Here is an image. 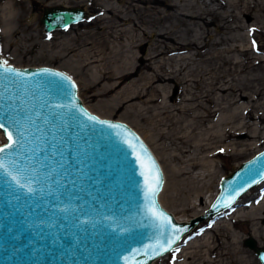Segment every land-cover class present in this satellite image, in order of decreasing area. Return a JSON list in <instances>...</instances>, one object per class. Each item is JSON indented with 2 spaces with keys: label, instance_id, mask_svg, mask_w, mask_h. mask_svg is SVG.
<instances>
[{
  "label": "rangeland",
  "instance_id": "1",
  "mask_svg": "<svg viewBox=\"0 0 264 264\" xmlns=\"http://www.w3.org/2000/svg\"><path fill=\"white\" fill-rule=\"evenodd\" d=\"M0 2L2 4L4 0ZM120 2L24 0L27 7L24 10L21 7L19 21L16 19L12 23L14 33L3 34L0 31V57L16 66L48 65L66 72L76 82L78 95L90 111L129 124L151 148L164 171L159 202L174 216L188 220L205 207L207 195L218 192L222 176L264 148V12H260V7L255 5L252 10L255 17L248 14L247 17H236L235 13L241 7L233 6L232 0H141L129 2L131 6L121 5ZM248 2H258L264 7V0ZM55 5L84 6L86 13L81 21L66 28L45 31L40 20L43 8ZM111 5L123 9L121 15L136 23L133 28L137 37H144L141 30L144 26L146 30L163 32L164 37H158L163 53L152 59L147 58V52L151 49L149 43L157 42L154 35H145V39L135 41L134 49L126 46V37L118 40L111 37L109 31L114 26L112 21L116 14L112 9H107ZM209 9H213L215 14L209 13ZM200 12L203 19L192 20L185 16L186 13ZM28 18H31L30 22ZM123 20L119 21L122 26L131 28L132 21L127 25ZM238 23H242L241 26ZM257 24L262 28L250 29V25ZM248 34L251 35L249 39H255V45L248 41ZM221 38L228 43L242 41L247 49L232 50L231 53L226 51L223 56H218L219 51H224L228 46L214 43ZM204 41L209 45H202ZM200 48L202 57L197 58L195 54ZM143 58L144 61L140 62ZM145 64L150 67L145 68ZM116 72L128 74L116 88L111 89ZM158 75L162 80L153 84L158 91H155L156 100L143 101L148 98L147 95L127 102L120 100V91H129L132 83H136L135 87L138 88L135 90H138L150 81V77ZM163 76L171 77L167 80ZM201 76L204 79H200ZM185 78L190 79L184 81ZM212 83L224 88L211 90L207 85ZM203 91L210 93L209 100L197 95ZM227 114H232V117H226ZM220 116L222 120H219ZM233 120H239V124L244 122L249 127L238 129V133L227 140L243 142L238 146H246L243 152L234 154L228 151L225 140L214 142L203 154L207 155L215 145H220L224 150L213 156L216 169L212 173L209 174L207 161L206 166L199 165L193 169L192 176L175 171L185 164L178 158L179 148L183 144L180 138L186 135L187 139L188 136L185 144V147L190 144L188 148L199 140L213 142L211 134L217 130L224 131L223 128L230 129L232 124H236ZM4 140L0 130V144ZM196 151L197 148H192L187 154L192 157ZM187 154L183 160L188 159ZM206 184L211 185L212 190H208L200 200L195 196V189ZM170 193L174 195V200L168 198ZM263 198L264 180L247 190L232 207L196 224L171 251L155 259L152 264H261L254 250L243 240L258 231L253 237L259 246H264V215H261L264 207H260ZM236 210H243L244 214L233 215Z\"/></svg>",
  "mask_w": 264,
  "mask_h": 264
},
{
  "label": "water",
  "instance_id": "2",
  "mask_svg": "<svg viewBox=\"0 0 264 264\" xmlns=\"http://www.w3.org/2000/svg\"><path fill=\"white\" fill-rule=\"evenodd\" d=\"M85 13L84 6H47L40 20L45 31H52L81 21ZM8 64L20 70L24 79L0 82V122L8 126L12 117L20 121L24 139L11 159L38 182L32 184L36 191L29 193L27 186L20 188L0 173V264H151L196 224L232 207L264 180L263 149L220 178L217 196L200 214L177 220L159 202L164 180L159 161L129 124L90 111L74 79L58 68ZM45 69L70 76L75 88L66 92L58 87L62 82L45 74ZM52 104L67 107L54 109ZM1 131L3 146L8 140ZM9 131L17 139L15 129ZM143 152L159 172L157 208L182 229L160 254H145L147 246L155 243L156 230L143 220L144 182L136 161ZM222 193L234 196L228 207L220 206ZM243 242L264 264V246L251 236Z\"/></svg>",
  "mask_w": 264,
  "mask_h": 264
},
{
  "label": "bare ground",
  "instance_id": "3",
  "mask_svg": "<svg viewBox=\"0 0 264 264\" xmlns=\"http://www.w3.org/2000/svg\"><path fill=\"white\" fill-rule=\"evenodd\" d=\"M116 1V0H115ZM131 1H141V0H121V2H122V4L121 5H125V4H129V2H131ZM249 1V0H248ZM247 0H232V4H233V6H236V7H241L240 9H238L239 11H238V13L236 14L235 13V15H236V17L238 16L239 17V15L241 16V15H244L245 17H247L246 16V14H248V16L250 15V16H252V17H255V15L254 14H252L253 12H252V10H253V7L255 8L256 6L255 5H257V6H259L260 7V9H258L260 12H264V7L263 6H261L258 2H251V3H249ZM27 2V1H26ZM120 2V3H121ZM169 2H170V0H169ZM231 2V1H230ZM132 3V2H131ZM138 3V2H137ZM164 3V2H163ZM172 3V2H171ZM224 3V2H223ZM0 4H1V2H0ZM109 4V3H108ZM113 4V3H112ZM148 4H150V2L148 3ZM130 5V4H129ZM23 6V10H24V7L26 6L25 5V3H24V0H4V2H2V4L0 5V22L2 23V26H1V24H0V31L3 33V34H7V33H14V29H15V27H13V24L12 23H14V21L17 19V21H19V17H20V11H21V7ZM128 6V5H127ZM131 6V5H130ZM129 6V7H130ZM147 6V5H146ZM27 7V6H26ZM25 7V8H26ZM85 8V7H84ZM125 8V7H124ZM135 8H136V6H135ZM225 8V7H224ZM19 9V10H18ZM86 9V8H85ZM108 10H111L112 9V12H115L116 14H115V17H114V20L112 21V23H114V26H113V28H112V30L110 29V31H109V34L111 35V37L112 36H114V37H117V40L120 38H124V37H126V38H124V39H127V42H126V46L128 47V48H133L134 49V47H135V41H137L138 39H145V37L148 35H154V36H156L157 37V42L155 41H152L151 43H149L150 44V47H151V49H149L148 50V59H152V58H154V57H156V56H158V55H160L161 53H163V48H161V40L160 39H158V37H164V35H163V32H155V31H151V30H146V26H144V27H142L141 28V30H142V34L144 35V37L142 38V37H137L136 36V34L134 33V28H133V25L134 24H136L131 18H126L125 19V17H123L122 15H121V12H122V10L123 9H121V8H118V7H116L115 5H111V6H109L108 8H107ZM222 9V8H221ZM132 10V9H131ZM210 11H208L209 13H214L215 14V12L213 11V9H209ZM227 10V9H226ZM134 11V10H133ZM136 12V11H135ZM138 12V11H137ZM221 13V12H220ZM227 13H231V12H227ZM233 13V12H232ZM206 14V13H205ZM213 14V15H214ZM204 15V14H203ZM208 15V14H207ZM187 18H191L192 20L195 18H200V19H203V17H202V12H200V13H194V14H187L186 13V15H185ZM28 17V16H27ZM128 17V16H127ZM264 17V16H263ZM32 18V17H31ZM31 18L29 19H27L29 22H30V20H31ZM209 18V17H208ZM97 19V18H96ZM124 19V20H123ZM120 20H123V23H126L127 25H128V22L129 21H132V22H130V23H132V25H131V28H129V27H123L122 26V23H120L119 21ZM141 20V19H140ZM226 20V19H225ZM143 21V20H142ZM210 21H212V20H210ZM209 21V22H210ZM205 22H207V21H205ZM28 23V22H27ZM141 23V22H140ZM144 23H142L141 25H143ZM203 24V23H202ZM218 24V23H217ZM242 24V23H241ZM241 24H237L238 26H241ZM253 24V23H252ZM20 25V24H19ZM109 25V24H108ZM145 25V24H144ZM147 25V24H146ZM258 25V24H257ZM223 26H224V24H223ZM139 27V26H138ZM260 25H258V26H254V25H250V29H260ZM103 28V27H102ZM110 28V27H109ZM149 28V27H148ZM210 28V27H209ZM235 28V27H234ZM262 28V27H261ZM228 29V28H227ZM263 29H264V27H263ZM102 30V29H101ZM109 30V29H108ZM107 30V31H108ZM140 30V29H139ZM235 31V30H234ZM239 31V30H238ZM264 31V30H263ZM113 33V34H112ZM108 34V35H109ZM146 35V36H145ZM103 36V35H102ZM249 36H251V35H246V37L248 38ZM101 38V37H100ZM109 38H110V36H109ZM150 38V37H149ZM258 38V37H257ZM104 39V38H103ZM111 39V38H110ZM212 39V38H211ZM85 40V39H84ZM231 40V39H230ZM233 41H235L236 39H232ZM231 40V41H232ZM257 40V39H256ZM105 41V40H104ZM123 41V40H122ZM126 41V40H125ZM237 41L238 40H236V42H232V43H228L227 41H225V39H223V38H221L220 40H218L217 42L215 41L214 43L215 44H218V43H222V44H227L228 46H227V48L223 51H219V55L218 56H223L222 54H223V52H230V51H232V50H238V51H240V50H246L247 48H245V47H243L244 45V43L241 41V42H238L237 43ZM248 41H250V42H253V41H255V39L254 38H248ZM11 42V41H10ZM16 42V41H15ZM108 42V41H107ZM207 42V41H206ZM205 41H204V43H202V45H207L208 43H206ZM19 43V42H18ZM90 44V43H89ZM98 44V43H97ZM215 44H213L214 46H215ZM9 45V44H8ZM15 45V44H14ZM108 45V44H107ZM209 45V44H208ZM97 46V45H96ZM241 46V47H240ZM12 47V46H11ZM14 47V46H13ZM107 47V46H106ZM103 48H105V47H103ZM251 48V47H250ZM249 48V49H250ZM106 49V48H105ZM254 49V48H253ZM100 50V49H99ZM202 49L200 48L197 52H196V54H195V56L197 57V58H201L202 57V53L200 52ZM248 51V50H247ZM226 52V53H227ZM235 52V51H234ZM233 52V53H234ZM98 53V52H97ZM231 53V52H230ZM235 54V53H234ZM139 59V58H138ZM159 59V58H158ZM142 61H144V58L143 59H140V62H142ZM151 61H153V60H151ZM147 63V62H146ZM146 65V64H145ZM150 67L149 65H146L145 66V68H148V67ZM131 70V69H130ZM129 70V71H130ZM117 71V70H116ZM114 72V71H113ZM181 72V71H180ZM118 72H116V73H114V78H116L115 80H114V83L111 85V89H113V88H116L120 83H121V80H122V78L123 77H126L127 76V74L128 73H126L125 75L124 74H117ZM110 74V73H109ZM171 74V73H170ZM176 74V73H175ZM170 77L171 76H169V77H166V76H163V79H167V80H169L170 79ZM145 79V78H144ZM188 79H190V78H188ZM187 78H185L184 79V81H187L188 80ZM200 79H204V77L203 76H201L200 77ZM160 80H162V78L158 75V76H152V77H150V81L149 82H146L145 83V85H143L142 87H139V89L138 90H135L136 88H138V86H136L135 87V85H136V83H132V85H131V87H130V90L129 91H120V95H121V99L120 100H122L123 102H127V101H130V100H133V99H136V98H140V97H144L145 95H147V97L148 98H144L143 99V101H145V102H149L150 100H156V98H157V93H155V91H157V89L156 88H154V86H153V84H154V82L155 81H160ZM199 80V79H198ZM111 81H112V79H111ZM172 81V80H171ZM175 81V80H174ZM179 81V80H178ZM183 81V80H182ZM181 81V82H182ZM175 82H177V80L175 81ZM190 82H191V80H190ZM112 83V82H111ZM178 84V83H177ZM208 87H209V89H211V88H213V89H215L216 87H217V89L218 90H222L224 87H222V86H215V84L214 83H212L211 85H207ZM215 86V87H214ZM121 88V87H120ZM142 88H143V90H142ZM152 90V91H150V90ZM208 89V90H209ZM213 89H211V90H213ZM191 90V89H190ZM150 92H154V94H150ZM158 92V91H157ZM190 94H191V92H190ZM208 94H210L208 91H207V93H205V91H203V92H201V93H198L197 95L198 96H200V97H206V99L207 100H209V95ZM149 95V96H148ZM159 95V94H158ZM187 96H188V94H187ZM191 96V95H190ZM196 96V95H195ZM164 97V96H163ZM169 97V96H168ZM189 97V96H188ZM210 97H213L212 95L210 96ZM159 98V97H158ZM166 98V97H165ZM215 98V97H214ZM217 99V98H216ZM215 99V100H216ZM166 100V99H165ZM164 100V101H165ZM195 100V99H194ZM83 101V100H82ZM163 101V100H162ZM200 101V100H199ZM203 101V100H202ZM155 102V101H154ZM167 102V101H166ZM130 103V102H129ZM150 103H152V102H150ZM164 103V102H163ZM167 103H169V101L167 102ZM184 103H186V102H184ZM194 103V102H193ZM212 103V102H211ZM146 104V103H145ZM148 104V103H147ZM166 104V103H165ZM195 104V103H194ZM218 104V103H217ZM126 105V104H125ZM161 105H162V103H161ZM189 105H190V103H189ZM187 106V105H186ZM192 106H193V104H192ZM185 107V106H184ZM197 107V106H196ZM192 110V109H191ZM190 110V111H191ZM181 111V110H180ZM186 111V110H185ZM211 111V110H210ZM224 111V110H223ZM233 111H235V110H233ZM215 112V111H214ZM230 113V112H229ZM232 115V114H231ZM231 115H228L227 114V116L226 117H229V116H231ZM222 116H220V118H219V120H222L223 118H221ZM232 117V116H231ZM260 117H261V115H260ZM208 118V117H207ZM225 119V118H224ZM228 119V118H227ZM230 119V118H229ZM233 119V118H232ZM206 121V120H205ZM208 121V120H207ZM224 121V120H223ZM223 121H219V122H223ZM249 121V120H248ZM232 122V121H231ZM233 122H236V124H239L240 122H239V120L238 121H234L233 120ZM238 122V123H237ZM218 123V122H217ZM229 124V123H228ZM233 125L232 124V127H230V129H225V128H223L224 129V131H219V130H217V132H214L213 134H211L212 135V138L214 139V141L213 142H208V143H204V142H202V141H198V142H194V144L192 145L191 144V148H188V146H190V144L189 145H187L186 147H185V144H186V142L188 141V136H187V139H186V135L185 136H183L182 138H180L181 139V142H183V144H182V146L179 148V152H178V155H179V157L178 158H180V161H181V163H183V161H185L184 163V165H183V167H180V168H176L177 170H175L174 168H172V169H174L175 171H178L180 174H187V175H190V176H192V174H193V169H195L196 167H198L199 165H205V163H206V161H207V169L209 170V174L210 173H212L213 171H214V169H216L215 168V166H214V163H216L215 162V159L213 158V156H216V153H220V152H222L224 149L223 148H221V146L220 145H215L214 147H213V150H209L208 151V154L207 155H205V154H203V151L204 150H206V149H208V148H210V147H212L213 146V144H214V142H218V141H227L229 138H231L232 136H235L238 132V129H241V128H243V127H248V125L246 124V123H242V124H239V125ZM249 124V123H248ZM218 125H220V124H218ZM249 128V127H248ZM246 129V128H245ZM183 130V129H182ZM181 130V131H182ZM241 131V130H240ZM254 131H256V130H254ZM186 132V131H185ZM184 132V133H185ZM188 132V131H187ZM183 133V132H182ZM183 133V134H184ZM193 133V132H192ZM250 133V132H249ZM185 134H187V133H185ZM253 134V133H252ZM255 134V133H254ZM184 137H185V139H184ZM234 140V139H233ZM145 141V140H144ZM236 141V140H235ZM235 141H227V143H225V145H226V148H227V150L228 151H231L232 153H234V154H237V153H241V152H243L244 151V149L246 148V146L245 147H243V146H241V148H239L238 146H239V144H241V143H243V142H241L240 143V141H237L236 143H235ZM252 143V142H251ZM216 144V143H215ZM224 144V143H223ZM248 144V143H247ZM212 145V146H211ZM246 145V144H245ZM249 145V144H248ZM247 145V147H249ZM252 145V144H251ZM192 148H197V151H196V154L194 155V156H192L191 157V155L190 154H187ZM151 149V148H150ZM223 153V152H222ZM187 154V158L188 159H186V160H183V158L185 157V155ZM206 166V165H205ZM217 166V165H216ZM164 172V171H163ZM176 173V172H175ZM166 174V173H165ZM209 190V192H210V190H212V186L211 185H203V186H200V187H197L196 189H195V196L196 197H198L200 200H201V198L203 197V195L204 194H206V192ZM216 193H217V191H215V193H213V194H209V195H207L206 197H205V207L203 208V209H199L196 213H195V215H197L199 212L201 213L206 207H208L209 205H210V203L212 202V200L214 199V197H215V195H216ZM174 195L172 194V193H170L169 195H168V198L169 199H171V200H174V197H173ZM159 198H160V196H159ZM255 201V200H254ZM253 203V202H252ZM252 205V204H251ZM163 206V205H162ZM164 207V206H163ZM235 207V206H234ZM260 207L262 208V207H264V198H263V200L260 202ZM251 209H253V208H250V210ZM254 210V209H253ZM262 210H264V208H262ZM262 210H261V215H264V212H262ZM182 211H186V209H182ZM248 212H249V210H247ZM247 211H246V213H247ZM260 211V210H259ZM252 213H254V212H251V214ZM240 214H244L243 213V210H241V211H238L237 212V210L235 211V213H233V215H240ZM250 214V215H251ZM241 215V216H242ZM257 215V214H256ZM258 215H260V214H258ZM257 215V216H258ZM254 216V215H253ZM234 217V216H233ZM262 217V216H261ZM175 218L177 219V220H181L180 218H178V217H176L175 216ZM191 217H188V220L190 219ZM225 218V217H224ZM242 218V217H241ZM251 218V217H250ZM183 220V219H182ZM187 220V221H188ZM225 220H226V218H225ZM228 220V219H227ZM254 222V221H253ZM221 223V222H220ZM254 225V224H253ZM255 227V226H254ZM257 228V227H256ZM254 230H257V229H255V228H253ZM258 232V231H257ZM257 232L256 231H254L252 234H251V236L253 237H256L255 235L257 234ZM262 240V239H261ZM161 256H163V255H161ZM161 256H158L156 259H158V258H161ZM165 256V255H164ZM155 260V259H154ZM153 263V261L151 262V264Z\"/></svg>",
  "mask_w": 264,
  "mask_h": 264
},
{
  "label": "snow or ice",
  "instance_id": "4",
  "mask_svg": "<svg viewBox=\"0 0 264 264\" xmlns=\"http://www.w3.org/2000/svg\"><path fill=\"white\" fill-rule=\"evenodd\" d=\"M253 44L255 45V41H253ZM43 72L47 75L57 77L59 81L62 82L58 85V87L64 88L66 92L69 89L75 88V84L72 82L70 76H65L64 74L58 72H49L47 69L43 70ZM23 79L24 74L20 70L10 66L7 60L0 57V82H12ZM0 96H2V93H0ZM50 107L60 109L67 107V105L52 104ZM88 119L92 120L93 117L89 116ZM98 122L103 123L102 121ZM7 124L8 126H6L5 122H0V130H3L8 140V143L0 146V173L5 176H10L20 188L27 186V191L32 193L36 191V189L32 187V184L33 182H38V178L33 176L26 168L20 167L14 160L11 159L13 149L22 147L21 141L24 139V131L20 121L15 117H12ZM10 127L15 129V136L17 139L13 138V132L9 131ZM142 156L143 158L141 156H137L136 161L139 162L140 168L142 169L140 175L143 177L144 182L143 197L145 201V210L143 220H147L156 230V236L154 238L155 243L147 246L145 254H147L148 251L160 254L161 251H167L168 247H170V245L178 239V235L182 229L174 225L171 218L168 217L162 210L157 208L155 197L161 183L159 172L155 161L150 155L143 152ZM9 168H11L12 171H9ZM232 199H234V196L228 198L222 193L221 197L218 198V201L220 202V206L228 207ZM213 207H217V205L214 204ZM61 210L66 211L67 209ZM165 237L167 238L165 239ZM262 259H264V257H262Z\"/></svg>",
  "mask_w": 264,
  "mask_h": 264
}]
</instances>
